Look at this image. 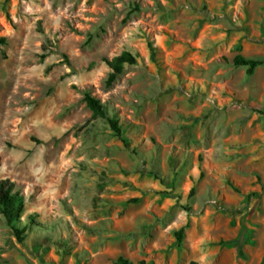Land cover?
<instances>
[{
	"label": "rangeland",
	"instance_id": "1",
	"mask_svg": "<svg viewBox=\"0 0 264 264\" xmlns=\"http://www.w3.org/2000/svg\"><path fill=\"white\" fill-rule=\"evenodd\" d=\"M0 37V180L34 219L0 215V264H264V0H0Z\"/></svg>",
	"mask_w": 264,
	"mask_h": 264
},
{
	"label": "trees",
	"instance_id": "2",
	"mask_svg": "<svg viewBox=\"0 0 264 264\" xmlns=\"http://www.w3.org/2000/svg\"><path fill=\"white\" fill-rule=\"evenodd\" d=\"M6 44V39L0 37V46ZM151 48V47H150ZM43 59L44 56L42 55ZM108 67L110 68V74L107 79V83L110 84L122 73L125 65H134L136 63V58L128 53L123 52L119 56L113 58L111 61H106ZM263 64L262 61L258 60H248L240 55H237L233 59V65L236 67H241L245 69L247 76L253 74L254 70ZM83 100L86 106L92 111L95 118H100L106 122L112 134L120 140L125 148H129L128 139L124 136V130L120 126L118 120L108 115L106 109L100 104V102L93 98L89 93L84 94ZM33 141L39 143L38 140L32 138ZM14 184L8 180H0V215L3 217L6 226L10 229L12 234L19 240L23 238V234L33 225V217L27 218V226L21 227V217L24 211V204L22 198L17 192L13 191ZM193 193V189L190 190V195ZM177 242H181L183 238V229H179L175 233ZM224 244L232 245L240 248L241 243L239 240L227 241ZM55 264V263H50ZM113 264H132L129 260L119 257ZM190 264H196L191 262Z\"/></svg>",
	"mask_w": 264,
	"mask_h": 264
}]
</instances>
